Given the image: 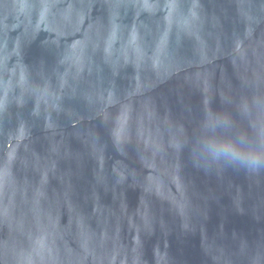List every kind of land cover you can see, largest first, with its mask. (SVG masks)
I'll return each mask as SVG.
<instances>
[{
    "label": "water",
    "instance_id": "water-1",
    "mask_svg": "<svg viewBox=\"0 0 264 264\" xmlns=\"http://www.w3.org/2000/svg\"><path fill=\"white\" fill-rule=\"evenodd\" d=\"M257 96L264 0H0V264H264V172L192 153Z\"/></svg>",
    "mask_w": 264,
    "mask_h": 264
},
{
    "label": "clouds",
    "instance_id": "clouds-1",
    "mask_svg": "<svg viewBox=\"0 0 264 264\" xmlns=\"http://www.w3.org/2000/svg\"><path fill=\"white\" fill-rule=\"evenodd\" d=\"M247 128H241L228 112L207 110L198 137L192 143L197 162L229 165L250 174L264 172V97L238 105Z\"/></svg>",
    "mask_w": 264,
    "mask_h": 264
}]
</instances>
